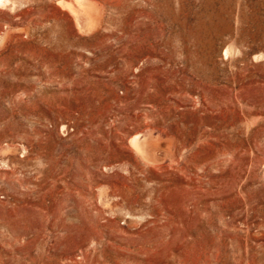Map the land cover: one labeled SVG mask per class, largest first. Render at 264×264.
<instances>
[{
    "label": "rangeland",
    "instance_id": "374dc122",
    "mask_svg": "<svg viewBox=\"0 0 264 264\" xmlns=\"http://www.w3.org/2000/svg\"><path fill=\"white\" fill-rule=\"evenodd\" d=\"M72 1L0 0V264H264V0Z\"/></svg>",
    "mask_w": 264,
    "mask_h": 264
},
{
    "label": "bare ground",
    "instance_id": "6f19581e",
    "mask_svg": "<svg viewBox=\"0 0 264 264\" xmlns=\"http://www.w3.org/2000/svg\"><path fill=\"white\" fill-rule=\"evenodd\" d=\"M67 6H69L70 11L77 19V21H82L87 26L93 27V25L101 23L104 19L102 14L96 9V6L94 7L92 4L86 2L85 0H76V2L72 1L69 2Z\"/></svg>",
    "mask_w": 264,
    "mask_h": 264
}]
</instances>
